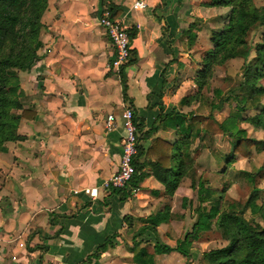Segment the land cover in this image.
I'll return each mask as SVG.
<instances>
[{"label":"crops","instance_id":"1","mask_svg":"<svg viewBox=\"0 0 264 264\" xmlns=\"http://www.w3.org/2000/svg\"><path fill=\"white\" fill-rule=\"evenodd\" d=\"M143 1V7L133 8V0H111L133 33L131 58L117 73L109 67V37L97 23L103 0H47L39 57L18 71L22 107L33 116L28 111L19 117L16 131L24 138L6 141L0 152V264H136L133 232L165 202L170 217L156 225V238L173 246L180 237L178 227L188 217L182 197L188 206L191 183H181L184 175L167 197L148 164L178 137L159 116L190 112L189 104H180L196 87L195 73L187 75L188 69L193 73L187 58L201 42L210 44L208 30L220 18L214 14L217 8L205 4L209 0ZM191 22L199 26L192 41L186 34ZM124 105L139 123L136 159L142 175L120 197L101 182L118 164ZM107 114L114 118L110 130L103 126ZM192 129L187 118L184 133ZM93 186L95 197L72 192ZM111 234L107 247L92 256ZM154 238L149 230L135 237L139 246ZM177 254L182 257L175 250L156 253L155 264L160 256Z\"/></svg>","mask_w":264,"mask_h":264},{"label":"trees","instance_id":"2","mask_svg":"<svg viewBox=\"0 0 264 264\" xmlns=\"http://www.w3.org/2000/svg\"><path fill=\"white\" fill-rule=\"evenodd\" d=\"M46 3L47 0H0V152L6 150V141L24 138L16 131L19 117L27 115L28 111L29 116H33L28 108L22 107L23 91L20 87L18 71L28 69L39 57L37 49L41 45L38 38L41 27L40 17ZM205 4L228 6L229 10L226 20L219 27L210 29V46L202 51L199 66L193 76L196 89L191 94L184 95L180 99V104H189L192 99L199 97L215 64L223 63L232 57L246 59L251 48L254 50V55L243 63L242 78L238 82V87L242 91L238 99L240 103L238 110L230 109L221 120L214 118L211 113L202 114L191 111L187 112L189 115L181 111H170L159 116L164 118L167 126L173 127L178 134L176 140L167 145L166 153L157 156L148 164L150 172L164 185V194L167 197L172 195L173 189L184 175L191 174L193 158L190 145L194 139L201 141L205 134L215 133L232 136L230 150L222 157L225 165L232 161L235 153L246 156L250 153L251 147L257 151L264 150V104L255 114L242 116V109L256 108L259 105V98L264 95V84L257 83V80L264 76V31L260 35V41L254 43L253 47L246 43L247 32L255 25H264V6L256 7L251 0H210ZM103 6V10L112 17L119 13V8L111 0H103ZM194 29H199V26L191 22L186 30L191 41L195 37ZM129 34L131 37L132 31ZM121 83L122 94L126 99L123 77H121ZM214 90L215 93H220L218 88ZM234 98L236 100V94ZM228 99L225 97L218 103L213 101L208 103L211 109L219 108L221 102ZM18 109L20 112H16ZM187 118L191 120L193 129L185 134L184 125ZM133 121L137 131L139 123L136 122L134 113ZM240 121H246L254 127L261 128L262 138L246 136L245 129L239 126ZM155 144L156 142L153 143V147ZM135 147L136 152L132 156L134 170L129 180L123 187L111 188L120 192V197L130 193L141 179V164L136 159L141 154V149L137 147L136 142ZM242 172L250 181L253 180L250 171ZM204 181V178L198 179L197 203L193 207L195 219L189 230L176 238L173 246L165 245L156 238V225L167 221L170 217L169 202H165L162 209L143 218L142 224L133 232L132 262L155 264L154 254L170 250H175L189 259L192 241L197 239L201 232L215 227L226 243L202 251L201 257L207 264H264V201L259 204L255 202L253 193L257 191V188L251 189L253 193H250L246 200L250 213V217L246 218L234 211L231 203L227 204V208H220V190L206 187ZM223 189L225 190V186ZM185 200L186 198L182 197V204ZM204 202L208 203L207 206L203 204ZM254 215H258L260 221L254 219ZM145 230L155 235L154 241L151 244L145 240L146 244L139 246L141 240L135 237ZM111 236L112 234L108 235L106 240L97 246L92 256H98L99 252L107 247ZM149 244L152 245L151 251H148Z\"/></svg>","mask_w":264,"mask_h":264},{"label":"rangeland","instance_id":"3","mask_svg":"<svg viewBox=\"0 0 264 264\" xmlns=\"http://www.w3.org/2000/svg\"><path fill=\"white\" fill-rule=\"evenodd\" d=\"M210 1V0H209ZM252 4L256 7L264 6V0H251ZM217 8L214 11L220 20L214 23V27H219L225 20L229 7L222 5H213ZM219 7L222 9L219 10ZM223 10V12H221ZM222 21V22H221ZM264 31V25L253 26L246 34V43L253 47L254 43L260 41V35ZM210 30H208V35ZM210 46H204L202 42L197 50L190 53L191 69H188L187 75L192 76L195 73L197 66H199V58L203 50ZM254 55V50L251 48L246 59L241 57H232L226 59L223 63L215 64L212 68L211 74L207 79V84L202 88L199 97L192 99L189 102L190 111L193 113L207 114L211 113L214 118L221 120L227 115L230 109L238 110L240 103L241 90L238 87V82L242 78V67L246 60H249ZM194 61V62H193ZM197 63V64H196ZM192 73V74H191ZM257 83L264 84V76L257 80ZM194 90L196 87H193ZM215 88L220 90V93H215ZM190 92H192L190 90ZM236 94V100L234 98ZM228 97V100L222 101L219 108L211 109L209 101L218 103L221 98ZM264 104V95L259 98V105L256 108L248 107L242 109V116H250L255 114L259 107ZM239 126L243 127L246 136L254 137L256 139L262 138L263 130L254 127L246 121H240ZM232 136L227 134L215 133L212 135L205 134L202 140L194 139L191 143L192 152V168L191 174L183 177L181 183L188 185L191 183V197L187 206L184 202L183 207L185 212L183 214L188 217L179 225V236L181 237L184 232L189 230L192 221L195 219V211L193 207L196 201V186L198 179L204 178V185L213 190H220V208H227V204H233V210L241 213L246 218L250 217L249 208L247 207L246 200L249 198L252 188L256 187L257 191L253 194L254 200L257 204L264 201V150L257 151L254 147L250 148V153L242 156L235 153L232 161L225 165L223 155L230 150V142ZM260 169L257 171V169ZM250 171L253 175V180L250 181L242 171ZM189 171V172H190ZM227 185V188H226ZM225 186V190L223 189ZM203 204H207L204 202ZM182 218V217H181ZM254 219L260 221L258 215H254ZM226 243L219 231L213 227L207 231L201 232L197 239L192 243V253L189 259L181 257L179 254L176 256L163 255L157 259L158 264H207L201 257L204 250L222 246Z\"/></svg>","mask_w":264,"mask_h":264},{"label":"built area","instance_id":"4","mask_svg":"<svg viewBox=\"0 0 264 264\" xmlns=\"http://www.w3.org/2000/svg\"><path fill=\"white\" fill-rule=\"evenodd\" d=\"M144 6L143 0H133V8H141ZM97 23L102 26L111 43L112 57L109 67L119 72V69L131 58V38L128 27L124 24L123 16L112 17L106 10L97 17ZM120 118L123 126V134L120 138V154L116 169L104 178L101 182L103 189L123 187L133 173L132 156L136 152L135 147V123L133 121V113L129 106L124 105L120 110ZM105 130L114 127V118L112 114H107L103 123ZM73 193L83 192L88 197H95L97 187H83L73 189Z\"/></svg>","mask_w":264,"mask_h":264}]
</instances>
